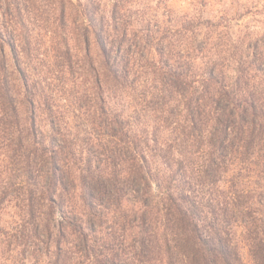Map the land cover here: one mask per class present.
<instances>
[{
    "label": "trees",
    "instance_id": "trees-1",
    "mask_svg": "<svg viewBox=\"0 0 264 264\" xmlns=\"http://www.w3.org/2000/svg\"><path fill=\"white\" fill-rule=\"evenodd\" d=\"M100 2L0 0L5 262L264 264V4L257 32L198 17L140 34L126 0Z\"/></svg>",
    "mask_w": 264,
    "mask_h": 264
},
{
    "label": "rangeland",
    "instance_id": "rangeland-1",
    "mask_svg": "<svg viewBox=\"0 0 264 264\" xmlns=\"http://www.w3.org/2000/svg\"><path fill=\"white\" fill-rule=\"evenodd\" d=\"M112 3L113 0H101L100 7L108 11ZM263 4L264 0H126L124 7L119 10V15H127L129 20L133 23L130 27L140 34L144 29L143 24L146 23H149L151 28L157 33H161L166 29L170 31L174 30L176 24L198 17H201V19L222 18L223 24H225V22L229 23L234 28L247 25L252 31L257 32L259 29L260 17L253 16L251 12L260 8ZM48 13L52 16L54 12L49 11ZM78 23L77 21L76 24L78 25ZM72 28V23L69 20V33H71ZM36 39L37 40H34L32 43V48H35L33 56L34 61L44 68L42 69L43 75L46 76L47 82L51 83L53 74L49 70L48 63L53 60V57L49 49V35L41 36L38 34ZM69 46L73 59L80 60L81 49L79 46H76V42L70 40ZM95 52L96 49L92 48L91 53L95 54ZM55 82L59 83L57 81ZM63 84L66 85L65 81ZM66 87H62V89H68ZM64 95L65 97L68 96L66 93H64ZM129 101V98L124 100L125 109H128V112L131 111L127 105L130 104ZM61 103L65 105L64 109L69 110L68 113L71 120L75 119L74 117L76 114L79 115L78 109H74L67 98L62 100ZM59 111L62 110L59 109ZM14 221L15 219L12 218L10 208L8 206L4 207L0 220V264H8L9 262H5L4 257H13L17 252L16 242L12 239V236H10L15 232L14 227L16 223ZM8 241H10L9 248L7 247ZM6 248L9 249L8 256L6 254Z\"/></svg>",
    "mask_w": 264,
    "mask_h": 264
}]
</instances>
